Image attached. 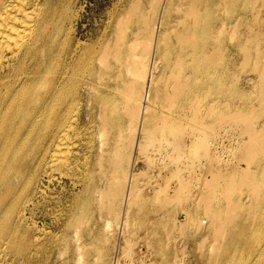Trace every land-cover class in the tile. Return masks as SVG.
Instances as JSON below:
<instances>
[{
	"label": "rangeland",
	"instance_id": "obj_1",
	"mask_svg": "<svg viewBox=\"0 0 264 264\" xmlns=\"http://www.w3.org/2000/svg\"><path fill=\"white\" fill-rule=\"evenodd\" d=\"M69 1L72 14L64 20L63 33L58 35L62 49H75L76 58L81 57L84 65L106 51L113 55L122 50L134 58L128 71L125 63L120 70L116 59L110 58L113 69L105 73L100 68L94 77L96 89L111 83L119 70L128 77L127 93L131 99L126 102L120 92L114 91L109 98L118 101L117 115L123 116L124 132H131L130 124L137 120L140 106L146 104L145 91L155 95L148 101L150 107L140 110L138 122L142 126L147 115L155 113V126L163 132L161 152L157 154L156 146L157 153L148 168L138 152H132L121 163L126 173L131 170L132 161L136 162L133 170L142 171L132 182L136 191H124L123 196L145 194L146 200L141 201L146 209L143 205L140 208L148 213L128 216L125 207L124 211H105L101 197L109 187L110 177L105 171L107 165L97 164V146L102 139L90 130L96 126L95 116L81 114L80 124L69 135L73 154L62 167L54 165L52 181L48 186L46 180L39 184L40 190L25 210L27 239L20 242H24L23 248L17 251L18 243L15 248L1 251V242L0 264H80L86 259L101 264H208L209 246L217 242L218 216L214 209H204L207 200L202 197L208 199L206 203L211 207L227 208L232 216L237 212L240 215V195H249L250 201L255 202L264 194V187L256 195L246 186L232 188L216 180L207 166H216L217 161L206 159L203 147L209 140H222L220 155L223 152L233 159L241 148L229 145L228 140L239 134L237 126L242 123L236 125L234 112L245 113L247 126L264 120V0ZM184 8L189 10L184 15L186 27L178 34L180 27L174 23L175 16L181 15ZM128 12H142L144 18L139 19L136 13L127 21L118 22L119 15ZM66 39L68 43H64ZM135 39L138 43L132 50L128 45ZM194 42L196 47L192 46ZM149 60L157 68L154 81L146 84L145 63ZM77 77L80 79L82 74ZM87 107L86 103L80 105L82 113ZM174 135L180 137V146H189L184 156H177L170 143ZM87 140L89 145H96L92 158ZM126 173L120 172L118 181L131 189ZM86 179L92 182L88 194L79 190ZM166 199L162 212H152ZM191 202L200 205L190 213ZM68 204H75L73 213L66 210ZM185 219L187 222L182 223ZM151 222H155L161 237V254L153 250L147 239ZM87 232L92 233L91 243L81 241ZM78 243L87 246L77 248Z\"/></svg>",
	"mask_w": 264,
	"mask_h": 264
},
{
	"label": "bare ground",
	"instance_id": "obj_2",
	"mask_svg": "<svg viewBox=\"0 0 264 264\" xmlns=\"http://www.w3.org/2000/svg\"><path fill=\"white\" fill-rule=\"evenodd\" d=\"M193 1L195 0H191ZM134 2L141 3L143 0L131 3ZM137 7L138 4L134 9ZM187 8L182 10L181 15L175 16L177 20L174 23L180 27L178 34L186 27L184 15L189 11ZM136 13L139 19L144 18L142 12ZM136 13L119 15L118 22L123 23ZM71 14L69 0H0V243H3L1 251L15 248L18 243L20 248L17 251L23 248L24 242H20L27 239L24 223L28 216L25 210L40 190L39 184L46 180L48 186L52 181L54 165L62 167L73 154L74 149L69 142V135L74 127L80 124L81 114L95 116L96 126L92 125L90 130L93 135L100 134L102 139L97 146L99 155L97 164L100 167L107 165L105 171L110 177L109 187L102 191L101 197L103 205H106L105 211L114 213L125 207V214L128 216L131 213L134 217L148 213L145 212L146 206L141 201L146 200L143 197L145 194H139L137 191L138 196L134 194L123 196L124 191L126 193L129 191V194L130 191H136V187H132V182L142 171H134L136 162L132 161L131 170L126 173L121 163L132 152H138L143 157L145 167L148 168L153 163L157 147L159 153H156L160 154V136L163 132L155 126V113L150 112L142 126H139L138 122L142 114L140 110L148 109L150 107L148 101L155 95L150 90L145 91L146 104L140 106L137 120L130 124L131 132H128V129L124 132L123 116L117 115V111L120 110L118 101L109 98L112 97L110 92L114 91L120 92L126 102L131 99L127 93L130 87L128 77L125 78L120 70L125 63V69L128 71L134 58L127 57L126 51L119 50L113 52V55L106 51L96 56L95 60L91 57L84 65L81 57L76 58L75 49L64 50L58 41V35L63 33L62 24L71 17ZM65 42L68 43L69 40L66 39ZM137 43L135 39L128 46L133 50ZM192 46L196 47V43L194 42ZM110 58L116 59L120 70L113 74L114 79H111V83L96 89L94 77L100 68L105 73L113 69ZM138 64L136 61L135 65ZM156 68V64H152L150 60L145 63L146 84L154 81ZM78 74H82L80 79L77 77ZM83 103L88 104L84 113L80 108ZM125 111L128 110L124 109ZM233 117L236 125L242 123L237 126L239 134L229 139L228 144L241 149L232 159L223 152L220 155L219 149L224 145L222 140L201 143L206 148L205 158L217 161L216 166H207L211 172L207 167L206 171L212 173V176L223 184L231 185L232 188L246 186L257 195L258 189L264 187V120L257 125H255L257 122H254L247 126L249 119L245 121L247 116L244 112L236 111ZM179 140L180 137L175 135L170 138L171 145L180 157L189 152V146L187 144L180 146ZM88 141H86L88 148H92L89 158H92L96 145L94 142L89 145ZM190 143L191 140L188 144ZM110 152L112 154L108 156ZM74 158L75 155L72 159ZM120 172L126 173V177L130 176L131 189H127L126 183L122 180L118 181ZM102 176L106 179L104 170ZM91 183L86 179L82 184L83 188L79 190L88 194ZM22 197H25L24 201L21 200ZM202 199L208 202L206 197ZM206 202L204 209L212 208L216 211L212 212L218 216V227L215 229L217 242L209 246L208 264H264V194L258 196L255 202L250 201L249 195H240L237 198L240 215H237V212L231 216L227 208H219L216 205L211 207ZM167 203L168 199L161 201L156 208L151 209L152 212H162ZM199 203H195V206L200 205ZM142 205L145 209L140 208ZM195 206L193 202L189 204L190 213L196 211V208H193ZM66 210L73 213L75 204H68ZM77 218L75 214L76 222ZM187 220H183L182 223ZM182 223L181 226L184 225ZM149 231L151 235H147V239L151 241V247L158 251V254L163 253V250H160L161 237L156 232L155 222H151ZM81 241L91 243L92 233L87 232ZM86 246L85 243H78L77 248ZM28 250L30 251V248ZM116 250L114 246L113 252ZM143 263L141 261L140 264ZM80 264L101 262L86 259Z\"/></svg>",
	"mask_w": 264,
	"mask_h": 264
}]
</instances>
